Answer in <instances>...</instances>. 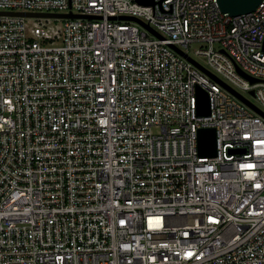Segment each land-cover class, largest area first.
Segmentation results:
<instances>
[{
  "label": "built area",
  "instance_id": "1",
  "mask_svg": "<svg viewBox=\"0 0 264 264\" xmlns=\"http://www.w3.org/2000/svg\"><path fill=\"white\" fill-rule=\"evenodd\" d=\"M0 12L85 17L0 15V264H264V118L176 51L198 62L201 46L264 109V0L237 17L218 0ZM202 128L216 157L199 154Z\"/></svg>",
  "mask_w": 264,
  "mask_h": 264
},
{
  "label": "water",
  "instance_id": "2",
  "mask_svg": "<svg viewBox=\"0 0 264 264\" xmlns=\"http://www.w3.org/2000/svg\"><path fill=\"white\" fill-rule=\"evenodd\" d=\"M146 4L147 2H141ZM220 9L223 13H227L232 17H237L240 15L250 14L256 11L259 5L262 3V0H218ZM0 15H10V16H18V17H46V18H85L84 16L79 15H54V14H31V13H2ZM95 19V18H90ZM112 20H122V21H133L141 26L145 27L153 34L157 35L152 29L149 28L148 25L144 24L141 20H138L133 17H119V18H111ZM176 49V48H175ZM176 51L188 59L195 67L201 70L203 73L208 75L210 78L221 84L227 90H229L233 95L242 100L246 105H248L255 113L264 118V111L258 108L255 104H253L250 100L240 95L238 92L230 88L224 82H222L218 77L208 71L205 67H203L198 62L192 60L188 57V55L184 54L182 51L176 49ZM263 51H264V43H263ZM225 53L224 51H222ZM238 72L245 77L251 84H255L258 82L257 79L252 78L247 75L243 71L238 68ZM249 94L252 97H255V92L250 91ZM198 97V105H197V114L201 117L209 116L211 113L210 99L206 92L198 89L197 91ZM198 150L199 154L202 157L213 158L217 156V138H216V130L214 128H202L198 132Z\"/></svg>",
  "mask_w": 264,
  "mask_h": 264
},
{
  "label": "rangeland",
  "instance_id": "3",
  "mask_svg": "<svg viewBox=\"0 0 264 264\" xmlns=\"http://www.w3.org/2000/svg\"><path fill=\"white\" fill-rule=\"evenodd\" d=\"M201 48V46L199 45H194L192 46L191 50H190V55L195 58L203 67H205L206 69H208L207 64L205 63V61L198 59L197 57H195L194 52ZM209 70V69H208ZM220 80H222L223 82H225L221 77H219L218 75H216ZM245 98H247L248 100H250L253 104H255L258 108H260L261 110H264L260 104L257 102V100L252 97L249 93L246 92H240Z\"/></svg>",
  "mask_w": 264,
  "mask_h": 264
}]
</instances>
